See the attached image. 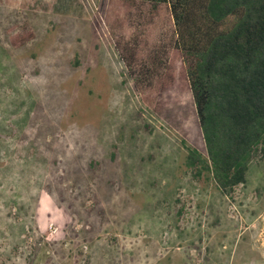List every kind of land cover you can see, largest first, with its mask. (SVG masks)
I'll list each match as a JSON object with an SVG mask.
<instances>
[{
	"label": "rangeland",
	"instance_id": "1",
	"mask_svg": "<svg viewBox=\"0 0 264 264\" xmlns=\"http://www.w3.org/2000/svg\"><path fill=\"white\" fill-rule=\"evenodd\" d=\"M110 8L0 0V264H264V159L227 194L193 179L191 96L143 103Z\"/></svg>",
	"mask_w": 264,
	"mask_h": 264
},
{
	"label": "trees",
	"instance_id": "2",
	"mask_svg": "<svg viewBox=\"0 0 264 264\" xmlns=\"http://www.w3.org/2000/svg\"><path fill=\"white\" fill-rule=\"evenodd\" d=\"M108 13L143 103L160 113L176 87L191 96L205 147L188 151L193 179L244 185L264 159V0H111Z\"/></svg>",
	"mask_w": 264,
	"mask_h": 264
}]
</instances>
